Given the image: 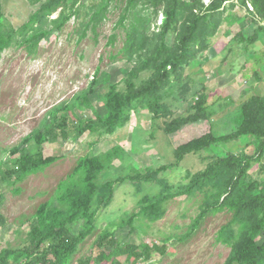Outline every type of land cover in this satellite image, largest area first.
<instances>
[{"label": "rangeland", "instance_id": "1", "mask_svg": "<svg viewBox=\"0 0 264 264\" xmlns=\"http://www.w3.org/2000/svg\"><path fill=\"white\" fill-rule=\"evenodd\" d=\"M107 1L80 0L68 10L73 13L72 18L61 30H54L31 49L17 45L29 37L19 31L32 15L31 1L0 0V19L6 36L18 33L13 47L0 59V162L42 129L53 110L91 91L95 82L99 81L97 91L101 96L115 86L127 91L125 82L141 86L152 81L151 59L162 38L167 0H140V10L135 7L131 12H127L128 0H111L106 21L96 33L89 30L84 34L93 13ZM203 4L207 9L211 0H203ZM249 7L254 11L252 5ZM64 11L66 14L61 8L49 17L53 27ZM201 12L205 13L198 14ZM212 23L219 28L217 32L208 30V24L203 26L207 38L213 36L209 38L211 48L200 51L191 67L185 68L162 94V106L174 114L171 120L163 118L164 111L154 114L147 101L134 103L130 118L116 135L100 139L91 134L78 141L47 145L45 155L58 158L57 161L22 182L0 186L5 197L2 213L10 227L6 233L0 225V252L23 245L31 228L30 220L40 205L55 197L59 184L73 173L82 158L113 153V161L98 178L99 184L115 181L113 196L107 205L94 200L95 233L80 246L72 264L81 259H87L88 264H112L98 260L99 250L94 247L97 236L106 230L116 234L123 248L134 245L143 253L144 245L151 247L150 257L136 264L226 263L232 247L220 242L218 235L231 222L233 213L224 210L208 214L194 229L211 187L197 190L191 197L164 201L161 220L153 222L143 217L133 227L124 223L137 213L145 197L162 199L179 192L190 184L192 176L205 171L217 158L212 152H203L176 163L174 156L180 146L209 134L212 128L216 137L230 136L237 129L240 108L253 98L264 96V35L248 52L242 44L232 41L242 27H249V35L256 34L257 29L264 27V21H256L238 3L234 7L230 2ZM135 26L140 28V34L135 46L129 48ZM174 37L168 36L169 45L174 44ZM240 40L243 41L241 37ZM203 95L215 113L210 122L168 137L166 123L189 118ZM105 108V102L99 100L88 103L78 114L91 117ZM245 142L242 137L221 150L225 154L238 152L244 149ZM247 153L257 155L256 148L250 146ZM263 163L253 162L250 169V174L261 181ZM135 260L127 255L119 257L122 264H134Z\"/></svg>", "mask_w": 264, "mask_h": 264}, {"label": "trees", "instance_id": "2", "mask_svg": "<svg viewBox=\"0 0 264 264\" xmlns=\"http://www.w3.org/2000/svg\"><path fill=\"white\" fill-rule=\"evenodd\" d=\"M30 1L32 15L19 31L23 35L29 34V37L17 42V45L33 49L46 40L54 30H61L72 18L73 13L71 11L68 13V10L73 9L72 6L80 0ZM139 2L140 0H128L127 12L136 8L140 10ZM230 2L234 7L238 3L250 12L256 21H264V0H211L207 9L203 0H194L192 3L188 0H167L161 28L162 38L156 52L158 54L156 57L154 54L151 59L152 81L141 86L135 82H125L127 91L123 92L120 90L121 86H115L106 95L101 96L102 93L97 91L100 86L97 81L92 85L91 91L80 94L73 101L53 110L49 122L42 129L26 138L19 148L13 149L6 159L0 162V186L22 182L26 177L57 161L58 158L45 155L47 145H58L70 140L78 141L91 134L100 139L116 135L130 118V109L134 103L147 101L154 114L158 115V110L164 111L163 118L166 121L171 120L174 114L162 106L164 100L162 94L185 68L191 67L200 51L211 48L210 39L213 36L207 38L203 26L208 24V30L217 32L219 28L212 21ZM110 5L111 0L102 4L93 13L84 34L89 30L96 33L106 21ZM250 5L254 7V11L250 10ZM61 8L66 10V14L64 11V15L53 27L49 17ZM199 11L205 13L198 14ZM225 12L226 10L222 13ZM134 28L130 35L129 48L135 46L140 34V28L138 26ZM249 30V27H242L238 37L232 40L242 44L246 52L264 35V27L257 29L254 35H249ZM16 35L18 33L11 37L6 36L3 21L0 19V59L13 47L17 41ZM170 35L175 36L173 45L168 43ZM31 49L28 50L31 52ZM249 54L251 55L250 52ZM140 79L141 77L138 78ZM99 100L105 102L104 112L95 111L91 117L78 114V110L84 109L88 103ZM192 109L193 114L189 118L166 123L165 133L168 137H173L189 127L208 124L215 115L208 106V97L205 95ZM236 127L233 134L224 137H216L212 128L213 131L209 134L180 146L174 156L176 163H180L188 155L203 152H212L217 158L205 171L192 176L190 184L179 192L168 194L162 199L145 197L137 213L124 223L133 227L139 218L145 217L153 222L161 220L165 214L162 207L164 201L177 197H191L197 190L211 187L207 201L194 223V229L208 214L229 210L233 213V218L218 235L220 242L232 247L225 264H264V181L257 180L250 174L253 162H264V96L253 98L240 108ZM242 137L246 139L244 149L228 154L221 150L223 146L237 142ZM250 146L256 148L257 155L251 156L247 153ZM113 156V153H108L102 157L82 158L73 173L59 184L55 197L40 205L30 220L31 228L23 245L0 252V264H72L80 246L95 233L94 200L97 198L99 202L107 205L113 196L115 181L98 183L100 173L113 161ZM261 168L264 172V163ZM4 200L5 197L0 190V225L7 233L10 227L2 213ZM94 247L99 250L98 260L112 264H122L119 261L122 255H127L129 259L135 258L136 264L143 258L148 259L152 251L149 245L143 246V253H139V248L134 245L123 248L116 234L109 230L97 236ZM160 252L163 253L164 250ZM78 264H88V260L81 259Z\"/></svg>", "mask_w": 264, "mask_h": 264}]
</instances>
